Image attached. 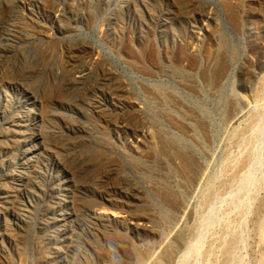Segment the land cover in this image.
Here are the masks:
<instances>
[{"label":"rangeland","instance_id":"rangeland-1","mask_svg":"<svg viewBox=\"0 0 264 264\" xmlns=\"http://www.w3.org/2000/svg\"><path fill=\"white\" fill-rule=\"evenodd\" d=\"M0 264H264V0H0Z\"/></svg>","mask_w":264,"mask_h":264}]
</instances>
